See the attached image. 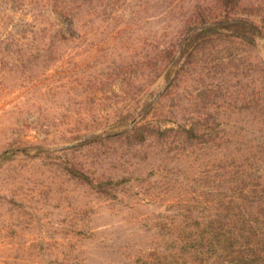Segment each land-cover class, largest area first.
<instances>
[{
	"label": "rangeland",
	"instance_id": "obj_1",
	"mask_svg": "<svg viewBox=\"0 0 264 264\" xmlns=\"http://www.w3.org/2000/svg\"><path fill=\"white\" fill-rule=\"evenodd\" d=\"M53 1L0 0V264H264V0Z\"/></svg>",
	"mask_w": 264,
	"mask_h": 264
},
{
	"label": "trees",
	"instance_id": "obj_2",
	"mask_svg": "<svg viewBox=\"0 0 264 264\" xmlns=\"http://www.w3.org/2000/svg\"><path fill=\"white\" fill-rule=\"evenodd\" d=\"M49 12L52 13L53 16H55V18H59L62 15L64 16L65 14H68V10H67V4L65 3L64 0H59V2L57 0L53 1L50 8H49ZM67 17V16H66ZM236 199H240V196H236ZM263 211H258L255 214L254 217V221H251L254 224H264V208L262 209ZM262 232H264V230H262ZM252 234H254L252 232ZM255 252H252L250 254H254Z\"/></svg>",
	"mask_w": 264,
	"mask_h": 264
}]
</instances>
